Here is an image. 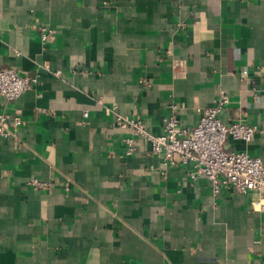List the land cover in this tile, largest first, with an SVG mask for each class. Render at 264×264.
Listing matches in <instances>:
<instances>
[{"label":"crops","instance_id":"obj_1","mask_svg":"<svg viewBox=\"0 0 264 264\" xmlns=\"http://www.w3.org/2000/svg\"><path fill=\"white\" fill-rule=\"evenodd\" d=\"M109 2L0 0V67L39 76L0 97L23 121L19 141L0 139V264H264V190L215 195L182 165L162 175L143 139L126 155L131 132L98 103L160 134L170 101L193 127L224 94V125L264 129V0ZM225 148L264 161V132Z\"/></svg>","mask_w":264,"mask_h":264},{"label":"built area","instance_id":"obj_2","mask_svg":"<svg viewBox=\"0 0 264 264\" xmlns=\"http://www.w3.org/2000/svg\"><path fill=\"white\" fill-rule=\"evenodd\" d=\"M109 1L104 0V4L109 5ZM185 26L182 22L177 25L180 29ZM39 32L43 43L49 42L54 34V30L47 26H41ZM45 68L50 70L48 66ZM173 71L175 77H185V63L175 62ZM61 74L60 71L55 73L57 77ZM38 82V75L21 76L14 69L0 67V97L6 99L7 102L18 100ZM142 83L150 86L146 79H143ZM98 103L107 115L113 116L119 127L131 132V136L124 140L126 155L136 154L137 139H143L150 145L152 156L159 161L162 175L165 176L171 166L182 165L187 168V176L191 180L210 181L215 195L225 189L242 195L264 190V161L247 152L229 151L225 148L230 139L244 143L253 142L256 135L264 132V129L250 125L242 119L230 126L224 125L218 119V114L229 103L226 95L221 94L215 106L199 111V121L193 127L182 124L179 118V104L173 100L170 101L163 119V131L160 134L149 132L141 119L122 115L117 107L105 106L103 98H100ZM22 124L20 111H16L12 119L1 113L0 139L19 141L17 130ZM30 185L36 190H49L52 187L51 183L40 179H32ZM68 190L69 188L66 187V191Z\"/></svg>","mask_w":264,"mask_h":264}]
</instances>
